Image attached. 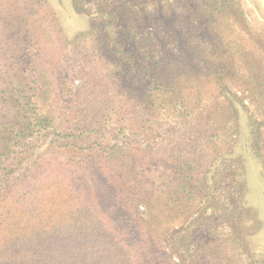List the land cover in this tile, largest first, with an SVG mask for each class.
Segmentation results:
<instances>
[{
    "label": "trees",
    "instance_id": "16d2710c",
    "mask_svg": "<svg viewBox=\"0 0 264 264\" xmlns=\"http://www.w3.org/2000/svg\"><path fill=\"white\" fill-rule=\"evenodd\" d=\"M70 1L93 22L67 39L48 0H0V264H264L232 153L247 109L264 180L243 7Z\"/></svg>",
    "mask_w": 264,
    "mask_h": 264
},
{
    "label": "rangeland",
    "instance_id": "374dc122",
    "mask_svg": "<svg viewBox=\"0 0 264 264\" xmlns=\"http://www.w3.org/2000/svg\"><path fill=\"white\" fill-rule=\"evenodd\" d=\"M52 11L60 24L63 35L71 39L79 32L87 30L93 18L72 9L70 0H48ZM241 5L248 18V33L251 40L260 44L264 50V6L261 0H233ZM236 97L242 96L239 88L231 87ZM244 105L248 108V102ZM249 113L247 109H238L237 135L233 146V158L238 162L240 174H243L246 194L244 196L245 227L243 229L252 237L255 248L264 252V180L261 175L260 163L252 150V140L249 134ZM64 159V158H63ZM69 162V158H67Z\"/></svg>",
    "mask_w": 264,
    "mask_h": 264
},
{
    "label": "water",
    "instance_id": "95a60500",
    "mask_svg": "<svg viewBox=\"0 0 264 264\" xmlns=\"http://www.w3.org/2000/svg\"><path fill=\"white\" fill-rule=\"evenodd\" d=\"M261 1H262L263 6H264V0H261Z\"/></svg>",
    "mask_w": 264,
    "mask_h": 264
}]
</instances>
